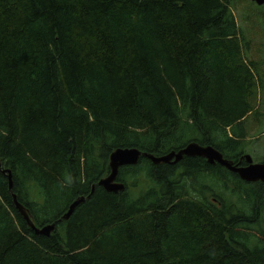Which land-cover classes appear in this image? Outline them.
Here are the masks:
<instances>
[{
  "label": "trees",
  "instance_id": "16d2710c",
  "mask_svg": "<svg viewBox=\"0 0 264 264\" xmlns=\"http://www.w3.org/2000/svg\"><path fill=\"white\" fill-rule=\"evenodd\" d=\"M230 2L0 0V264H264L263 182L185 156L99 185L118 148L245 161L260 82Z\"/></svg>",
  "mask_w": 264,
  "mask_h": 264
},
{
  "label": "water",
  "instance_id": "95a60500",
  "mask_svg": "<svg viewBox=\"0 0 264 264\" xmlns=\"http://www.w3.org/2000/svg\"><path fill=\"white\" fill-rule=\"evenodd\" d=\"M259 6L264 5V0H252ZM201 157L207 160L211 165L219 164L225 167L232 173L237 174L243 181L248 183L263 182L264 183V162L256 163L251 155L246 154L244 158L246 160V166H240V164H234L232 160H228L224 155L212 146H201L196 142L188 144L185 148L179 151H172L169 154L163 156H155L153 154L144 153L137 148H118L110 156V174L103 178L99 185L103 187L109 193H120L125 190V184L118 181L120 169L127 166H136L139 164L142 157L150 159L154 164H171L176 165L180 163L184 157ZM0 172L7 175L9 180L10 190L13 189V176L10 169H2L0 164ZM95 191V186L92 188L91 194ZM86 201V197H80L75 200L68 212L63 216V219L68 220L73 215L77 207ZM14 202L16 208L26 220L28 226L35 231L38 235L51 236L56 230V223L46 225L42 228L38 227L32 220L29 210L18 200L16 194H14Z\"/></svg>",
  "mask_w": 264,
  "mask_h": 264
},
{
  "label": "rangeland",
  "instance_id": "374dc122",
  "mask_svg": "<svg viewBox=\"0 0 264 264\" xmlns=\"http://www.w3.org/2000/svg\"><path fill=\"white\" fill-rule=\"evenodd\" d=\"M231 9L239 28L243 33V40L246 49L245 55L249 61L257 64L259 88L256 91L255 108L246 121L248 139L244 147V154H249L254 162H264V5L259 6L252 0H231ZM145 165L133 172H146ZM147 175L141 174L138 177L127 178V182L139 185L137 194L147 191L153 184L146 187ZM209 183V182H208ZM210 184V183H209ZM146 189H143V187ZM201 190L200 184H196ZM134 189V188H132ZM226 198L228 194L224 195Z\"/></svg>",
  "mask_w": 264,
  "mask_h": 264
},
{
  "label": "flooded vegetation",
  "instance_id": "af4514ba",
  "mask_svg": "<svg viewBox=\"0 0 264 264\" xmlns=\"http://www.w3.org/2000/svg\"><path fill=\"white\" fill-rule=\"evenodd\" d=\"M246 155V154H245ZM245 159V158H244ZM247 165V163H246V160L244 161V162H242V163H240V166H246Z\"/></svg>",
  "mask_w": 264,
  "mask_h": 264
}]
</instances>
